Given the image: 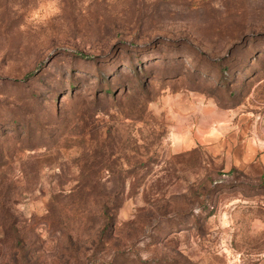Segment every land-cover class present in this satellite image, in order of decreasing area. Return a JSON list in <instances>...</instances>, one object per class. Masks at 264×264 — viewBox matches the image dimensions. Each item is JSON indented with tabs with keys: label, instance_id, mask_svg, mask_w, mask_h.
<instances>
[{
	"label": "rangeland",
	"instance_id": "obj_1",
	"mask_svg": "<svg viewBox=\"0 0 264 264\" xmlns=\"http://www.w3.org/2000/svg\"><path fill=\"white\" fill-rule=\"evenodd\" d=\"M0 264H264V0H0Z\"/></svg>",
	"mask_w": 264,
	"mask_h": 264
}]
</instances>
